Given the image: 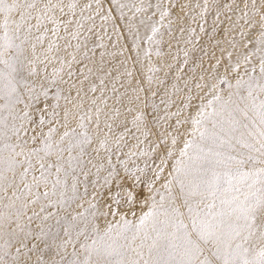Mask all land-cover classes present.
Returning <instances> with one entry per match:
<instances>
[{"label":"snow or ice","instance_id":"6c2138e0","mask_svg":"<svg viewBox=\"0 0 264 264\" xmlns=\"http://www.w3.org/2000/svg\"><path fill=\"white\" fill-rule=\"evenodd\" d=\"M174 7L0 0V264H264V0L179 102L142 47Z\"/></svg>","mask_w":264,"mask_h":264},{"label":"rangeland","instance_id":"374dc122","mask_svg":"<svg viewBox=\"0 0 264 264\" xmlns=\"http://www.w3.org/2000/svg\"><path fill=\"white\" fill-rule=\"evenodd\" d=\"M152 2L155 3L156 0H152ZM172 2H174L175 7L171 9L170 17L165 19L162 24L157 25L160 29V35L157 36V39H161L162 37V43L158 46H149L142 42V47L149 48L153 53L151 56L153 64L161 68V71L156 73V75L164 78L169 87L175 84L183 90L181 93L173 96V99L179 102L181 97L188 93V88L192 89V94L198 92L195 85L197 83H204V81L200 80V77L203 75L207 78L211 66L215 64L217 60L221 61L220 71L223 72L222 65L228 60L227 52L233 51L227 41L234 36L237 40L239 37L234 32L225 34L228 21L225 19L223 5L225 3H231L232 0H207L208 10L203 17H200L198 13H200L201 9L204 7L205 0H172ZM257 2H259V0H257ZM197 4L200 5V7H195ZM180 5H188V7L181 12ZM218 6L221 14L217 21L216 13ZM125 11H127V9ZM177 13H180L183 17L182 21L177 20ZM185 13H187V15H185ZM130 14L131 13H129V15ZM228 15H231V13H228ZM193 17H195V19H193ZM154 19L159 20V16L157 15ZM168 19L173 21L171 36L168 34L169 29L163 26L168 23ZM233 19H235V17H233ZM214 21H217L219 24L216 31H213L214 27H216ZM201 24H203L204 27L203 32L200 31ZM178 25L184 27L185 31L183 33L179 31ZM189 29L193 31H189ZM188 40H190L191 43H186ZM131 43V39H128L127 47L130 48ZM157 48L162 53L160 57L154 55ZM185 52H187V56H185ZM127 54L135 57V52H129ZM185 61L187 62L185 63ZM169 64L172 65L170 69L167 67ZM145 65L147 66V61H145ZM129 67L131 68L132 65L129 64ZM165 72L168 74L167 77H165ZM185 81L188 82L187 87L185 86ZM162 92L163 89H161V93ZM172 110L175 111V107H173ZM149 139L154 138L150 137ZM133 143L135 142L129 141V146ZM140 147L148 148V141L146 140ZM126 150L127 149H125V151ZM132 159L135 160L140 167H144L143 161L145 158L133 157ZM149 175H151L150 172ZM156 187H159V183ZM111 190L113 192L117 191L114 185L111 187ZM104 194L107 195V189H105ZM121 195H123V193H121ZM113 207H115V205H113ZM144 210L146 211L147 209ZM136 212L137 215L140 214L139 205L136 206ZM128 218L132 219L133 217L129 214ZM110 219L112 218L110 217Z\"/></svg>","mask_w":264,"mask_h":264}]
</instances>
